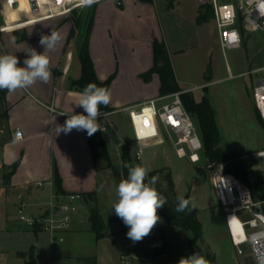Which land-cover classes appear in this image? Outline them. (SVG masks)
Segmentation results:
<instances>
[{
    "label": "crops",
    "instance_id": "1",
    "mask_svg": "<svg viewBox=\"0 0 264 264\" xmlns=\"http://www.w3.org/2000/svg\"><path fill=\"white\" fill-rule=\"evenodd\" d=\"M20 8H24L23 3ZM193 11L197 19V4ZM18 18L17 10L6 13V22L0 16L3 22L0 27H6L5 31H0V55L15 54L20 61L18 66H24L28 48L38 53L44 51L39 43L42 34L58 31L63 39L49 53L50 81H38L27 89L13 92L6 90L0 105V264H26L30 251L36 264L142 263L143 251H147L143 240L133 243L126 235L128 227L116 216L113 205L117 196L109 198L105 191L109 181L117 179L111 168L95 164L87 132L73 129L68 134L56 135L57 125H63L67 119L60 113H85L77 106L82 91L72 86L73 81L82 76L79 33L71 36L73 27L68 22L63 23L62 17L13 26ZM23 33L25 38H22ZM156 40L164 42L156 0H97L89 53L99 80L115 75L108 89L112 110L139 105L159 95V76L153 75L149 83L142 78L154 65ZM170 62L172 64L171 58ZM115 126L117 129L116 123ZM17 130L23 133L20 139L15 137ZM109 133L116 139V133ZM174 182L178 196H185L178 192L175 179ZM68 194H81L83 198L70 230L61 234L63 241L19 221L18 211L23 203L28 214L42 215L51 203ZM190 203L198 210L203 240L215 255V264H255L249 249H245L243 255L238 254L226 222L227 229L222 236L231 244L233 252L221 255L205 235L201 208L194 202L193 193ZM93 206L98 208L105 224L101 238H97L89 220ZM187 246L189 250L188 243ZM146 253V260H151L152 253ZM190 255L189 251L187 256Z\"/></svg>",
    "mask_w": 264,
    "mask_h": 264
},
{
    "label": "rangeland",
    "instance_id": "2",
    "mask_svg": "<svg viewBox=\"0 0 264 264\" xmlns=\"http://www.w3.org/2000/svg\"><path fill=\"white\" fill-rule=\"evenodd\" d=\"M116 1L119 2V0ZM231 1L238 3V0ZM96 3L97 0L79 10L78 13L85 16ZM156 4L162 35L179 87L183 92H191L197 101L204 96L210 99L221 133L218 147L226 153L241 155L249 172L262 171V162L257 154L264 148V120L256 109L253 88L257 79L264 77V69H262L264 68V30L245 31L241 47L223 52L210 0H156ZM196 4L199 10L197 19L193 11ZM171 6L174 8H170ZM70 15L72 14L55 18L62 17L63 23L68 22L74 27L72 18H68ZM200 17L201 21L198 19ZM2 23L0 20V25ZM77 36L80 43V34ZM164 66L165 60L155 56L154 65L150 69H154V72L148 80L142 77L143 80L149 83L156 74L161 84L160 69ZM175 93L178 92H160L156 98ZM129 106L133 105L121 107ZM113 120L117 124L116 139L110 133H104L103 136L112 158L111 162H114L111 168L114 175L115 171H120L123 166L122 146L129 143L130 160L126 163L133 166L142 165L149 170V173L160 168L170 170L177 182L178 192L182 195L193 193L194 202L201 208L200 219L205 227V235L212 241L213 247L221 251V255L228 256L232 253L231 244L222 236L227 229L225 218L210 181L211 171L215 167H210L204 149L202 162L196 165L189 163L186 159L178 158L170 145L145 146L143 159L136 161L135 152L138 144L128 115L123 112L117 113L113 116ZM195 123L199 131L196 118ZM117 139L121 144H117ZM100 164L106 166L104 162ZM222 164L225 169L226 163ZM117 185L118 181L115 178L109 181L105 191L107 197L111 198L113 195L112 198H116ZM163 186L165 187L166 183H163ZM160 217L161 222L154 229H162L165 248L161 250L157 247V237L151 233L143 239V244L146 252L152 253V259L146 260L147 253L143 251V262L140 264H178L182 257H188L187 243L193 236L192 232L177 226H169L165 219ZM112 218L115 217L112 216ZM196 249L199 253L211 252L204 240L197 243ZM245 249H248V246ZM164 253L166 255H163Z\"/></svg>",
    "mask_w": 264,
    "mask_h": 264
},
{
    "label": "built area",
    "instance_id": "3",
    "mask_svg": "<svg viewBox=\"0 0 264 264\" xmlns=\"http://www.w3.org/2000/svg\"><path fill=\"white\" fill-rule=\"evenodd\" d=\"M210 2L223 52L242 45L243 34L237 25L239 14L243 17L245 31L264 30V0H238V3L231 0H210ZM22 3L24 8L21 9ZM84 7L80 0H0V14L5 22L6 13L9 10H17L19 21L13 26L28 25L72 14ZM5 28V26L0 27V31H5ZM253 100L264 120V77L256 81ZM122 112L128 115L138 144L135 152L136 161L143 159L145 146L153 144L172 146L178 158L186 159L191 164L202 162L203 143L192 115L183 105L181 92L157 97L139 105L101 111L108 115L98 117L103 131L98 130L96 133H117L113 116ZM22 135L21 130L15 133L18 139L22 138ZM257 155L262 162L261 170L264 173V148ZM210 167H215L211 171L210 181L218 204L224 211L225 222L234 247L238 254L243 255L245 247L248 246L255 264H264L262 202L245 182L226 172L224 164L210 163ZM82 198L81 194H68L51 203L42 215L28 214L26 204L23 203L18 211V219L30 229H39L40 232L63 241L61 234L70 230ZM242 212L243 215L240 214ZM233 221L237 223L234 225ZM237 226L239 231L236 230ZM151 233L157 237V247L163 250L165 238L162 229H153ZM123 259L126 260L124 257Z\"/></svg>",
    "mask_w": 264,
    "mask_h": 264
},
{
    "label": "trees",
    "instance_id": "4",
    "mask_svg": "<svg viewBox=\"0 0 264 264\" xmlns=\"http://www.w3.org/2000/svg\"><path fill=\"white\" fill-rule=\"evenodd\" d=\"M140 1L152 2L153 0ZM203 6H201V8ZM94 15L95 7L90 9L89 13L85 16L81 13H78V11H74L70 17L72 18V21L74 23L71 36H75L76 32L80 34L78 53L80 62L82 64V76L80 79L73 81L72 86L81 91H83L89 83H95L98 87L109 89L113 79L115 78V75H112L107 80L101 81L97 77L94 64L89 53V39L93 26ZM212 15L214 17L213 7ZM198 19L199 21H201V17ZM237 25L240 32L244 34L245 29L243 25V17L241 14L238 15ZM25 37L26 34L23 33L22 38ZM154 49L155 56L157 58L162 57L165 60V66L160 69V92H181V99L185 109L192 115L194 121L195 118L197 120L205 157H207L211 164L226 163L225 171L235 175L252 189L255 196L262 202V209L264 211V173L262 171L249 172L246 163L241 155L226 153L224 150L218 147L221 133L216 119V112L210 99L207 96H204L200 101H197L191 92H183V90L179 87V83L173 71V67L170 62L165 43L155 41ZM153 72L154 69L143 74L142 77L145 80H148ZM5 93L6 90H1L0 105L4 100ZM108 110H112L109 105L107 107L101 105L100 111ZM88 137L95 164L104 162L107 168H112L113 165L103 135L94 133L91 136L88 135ZM129 160L130 147L128 144H124L122 146L123 166L120 171H115V176L118 183L122 179L127 178V168L125 167V165H128L126 162H128ZM152 176H158L159 179L157 181L156 188L162 195L167 198V204L158 210V214L165 219L166 223L169 226H177L185 230H190L193 234L192 238L188 242L190 254L192 255L194 252H198L196 249V245L199 241L203 240V225L198 218V210L191 206L189 193L183 196L189 201L188 208L184 212L176 213V198L178 194L176 192L175 182L171 171L167 168L156 169L148 174L149 179ZM163 183H166L165 187L163 186ZM89 220L92 224V229L96 233L97 238L103 237L105 224L96 206H93L91 208ZM199 254L204 256L210 262V264L216 263V257L211 252ZM26 264H36L35 257L32 251H30V253L28 254V260L26 261Z\"/></svg>",
    "mask_w": 264,
    "mask_h": 264
},
{
    "label": "clouds",
    "instance_id": "5",
    "mask_svg": "<svg viewBox=\"0 0 264 264\" xmlns=\"http://www.w3.org/2000/svg\"><path fill=\"white\" fill-rule=\"evenodd\" d=\"M82 6H90L95 0H80ZM63 37L58 31L51 30L48 35H41L39 43L44 47L42 53L34 48H28L24 66H18L20 61L15 54L0 55V90L13 92L17 89H27L35 83H48L51 79V57ZM111 103V93L107 88L89 83L80 93L77 106L82 107L84 114H66L63 125H57V134H68L73 129L84 130L89 136L102 130L98 117L108 115L101 113L100 107H107ZM127 178L122 179L115 189L117 201L113 205L115 214L128 227L127 237L133 242H140L151 234L152 230L161 222L158 210L167 204V198L156 188L158 176L148 178L149 170L142 165H125ZM176 213L184 212L189 201L183 196H177ZM178 264H210L198 252L188 257H182Z\"/></svg>",
    "mask_w": 264,
    "mask_h": 264
},
{
    "label": "snow or ice",
    "instance_id": "6",
    "mask_svg": "<svg viewBox=\"0 0 264 264\" xmlns=\"http://www.w3.org/2000/svg\"><path fill=\"white\" fill-rule=\"evenodd\" d=\"M237 222L236 221H233V224L235 225ZM237 231H239V227L237 226Z\"/></svg>",
    "mask_w": 264,
    "mask_h": 264
},
{
    "label": "water",
    "instance_id": "7",
    "mask_svg": "<svg viewBox=\"0 0 264 264\" xmlns=\"http://www.w3.org/2000/svg\"><path fill=\"white\" fill-rule=\"evenodd\" d=\"M162 64H163V63H161V65H162ZM116 142H117V143H119V142H120V140H118V139H117V140H116Z\"/></svg>",
    "mask_w": 264,
    "mask_h": 264
}]
</instances>
